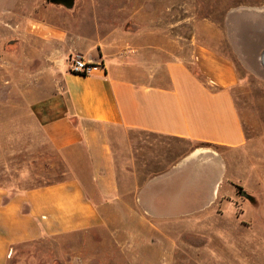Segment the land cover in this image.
Returning a JSON list of instances; mask_svg holds the SVG:
<instances>
[{"label":"crops","instance_id":"crops-1","mask_svg":"<svg viewBox=\"0 0 264 264\" xmlns=\"http://www.w3.org/2000/svg\"><path fill=\"white\" fill-rule=\"evenodd\" d=\"M248 33L258 38L250 49ZM158 39L147 34L129 50L99 42L97 53L83 42L75 54L104 70H63V88L33 105L69 175L29 190L0 186V264L16 244L98 228H160L155 223L181 222L216 205L228 160L202 146L253 145L236 101L244 77L210 46L196 45L186 58L169 37ZM228 39L243 69L264 83V26L229 29ZM172 140L201 147L179 152Z\"/></svg>","mask_w":264,"mask_h":264},{"label":"rangeland","instance_id":"rangeland-1","mask_svg":"<svg viewBox=\"0 0 264 264\" xmlns=\"http://www.w3.org/2000/svg\"><path fill=\"white\" fill-rule=\"evenodd\" d=\"M263 18L264 0H75L71 9L0 0V186L16 192L68 177L32 108L63 88L62 72L86 41L97 53L99 42L129 50L147 34L164 35L186 58L196 45L212 47L244 77L236 101L253 140L240 151L202 146L228 160L226 183L208 211L155 223L160 228H98L16 244L7 264H264V83L243 69L228 39L229 29L261 28ZM252 40L258 44L248 33L247 49ZM171 146L186 153L201 147Z\"/></svg>","mask_w":264,"mask_h":264},{"label":"built area","instance_id":"built-area-1","mask_svg":"<svg viewBox=\"0 0 264 264\" xmlns=\"http://www.w3.org/2000/svg\"><path fill=\"white\" fill-rule=\"evenodd\" d=\"M68 61V71L73 74L87 76L95 71L104 70L103 63L88 61L81 54H73Z\"/></svg>","mask_w":264,"mask_h":264},{"label":"water","instance_id":"water-1","mask_svg":"<svg viewBox=\"0 0 264 264\" xmlns=\"http://www.w3.org/2000/svg\"><path fill=\"white\" fill-rule=\"evenodd\" d=\"M49 1L53 4L64 5L69 9L73 8L75 4V0H49ZM263 26L264 25H262V27ZM256 29H259V28L257 27ZM245 196L252 199L249 195L245 194Z\"/></svg>","mask_w":264,"mask_h":264},{"label":"bare ground","instance_id":"bare-ground-1","mask_svg":"<svg viewBox=\"0 0 264 264\" xmlns=\"http://www.w3.org/2000/svg\"><path fill=\"white\" fill-rule=\"evenodd\" d=\"M263 11V10H262Z\"/></svg>","mask_w":264,"mask_h":264}]
</instances>
